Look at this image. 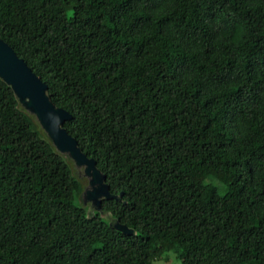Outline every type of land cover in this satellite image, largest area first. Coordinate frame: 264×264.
<instances>
[{"label":"trees","instance_id":"obj_1","mask_svg":"<svg viewBox=\"0 0 264 264\" xmlns=\"http://www.w3.org/2000/svg\"><path fill=\"white\" fill-rule=\"evenodd\" d=\"M0 39L116 195L0 78V264H264V0H0Z\"/></svg>","mask_w":264,"mask_h":264},{"label":"water","instance_id":"obj_2","mask_svg":"<svg viewBox=\"0 0 264 264\" xmlns=\"http://www.w3.org/2000/svg\"><path fill=\"white\" fill-rule=\"evenodd\" d=\"M0 78L11 87L20 105L35 117L54 148L61 154H67L76 166H83L84 175L88 178V187L83 190V197L97 210L100 209L102 198H116V195L109 192L106 176L97 168L95 159L88 157L76 139L62 126L66 120L71 119L70 113L54 105L46 93L47 84L2 39ZM113 226L124 234L133 232L118 221Z\"/></svg>","mask_w":264,"mask_h":264},{"label":"rangeland","instance_id":"obj_3","mask_svg":"<svg viewBox=\"0 0 264 264\" xmlns=\"http://www.w3.org/2000/svg\"><path fill=\"white\" fill-rule=\"evenodd\" d=\"M68 14H70V11H68ZM63 155L68 157L67 154H63ZM68 160L70 162L69 164L72 167L73 173L75 174V176H77V178L80 180V182L83 186V189L80 193V199L77 198L76 202H78L82 207H84L88 213H92V212L94 213V211H96V208H94L91 205V202L87 201L83 197V194H82L83 190L88 187V178L84 175L83 166H76L74 161L69 157H68ZM102 217L105 220H108L107 215L102 214ZM179 263H180V261L173 251L164 252L160 258L155 259L152 262V264H179Z\"/></svg>","mask_w":264,"mask_h":264}]
</instances>
